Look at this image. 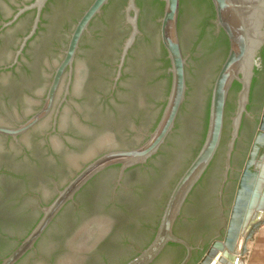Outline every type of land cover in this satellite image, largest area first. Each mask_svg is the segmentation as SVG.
<instances>
[{"label":"flooded vegetation","instance_id":"obj_1","mask_svg":"<svg viewBox=\"0 0 264 264\" xmlns=\"http://www.w3.org/2000/svg\"><path fill=\"white\" fill-rule=\"evenodd\" d=\"M32 1L0 0V27L19 7ZM45 8L36 34L12 67L5 68L14 63L16 50L30 31L35 10L24 13L11 26L0 30V127L17 128L42 108L55 70L64 56L75 22L69 18L66 27L57 15ZM90 29L91 33L81 40L71 81L69 83L67 68L49 113L16 136L0 133V262L34 227L41 216V207L51 202L74 176L71 149L81 150L90 142H99L107 130L127 143L105 149L94 159L108 150L133 148L142 143L138 142L139 138L146 139L154 129L157 120L148 131L141 128L142 123L150 120L147 112L129 110L127 82L121 81L112 88L119 53L115 57L106 46L91 44L96 28ZM182 47L189 62L194 52ZM95 56L103 62L106 59L110 65L105 68V62L102 65L91 62ZM79 59L83 61L81 64ZM138 105L141 107L140 101ZM247 108L250 115L243 117L222 198L219 186L224 163L217 189L191 199L176 224L178 234L196 247L188 264L199 257L197 264L206 250L225 234L226 219L230 216L242 169L264 113V46L256 60ZM159 158L153 156L145 164L128 168L121 179L118 165L96 175L15 264H104L108 258L123 255L132 246L135 254L124 256L115 264H124L137 256L149 244L150 237L145 242L140 240L139 228L141 223L150 226L152 205L134 206L133 195L136 190L144 191L150 175L159 165ZM168 177L157 183L151 198L159 195ZM209 181H213L212 176ZM87 232L91 233L90 237L81 241ZM185 254L184 246L168 244L150 264L158 261V264H179Z\"/></svg>","mask_w":264,"mask_h":264},{"label":"water","instance_id":"obj_2","mask_svg":"<svg viewBox=\"0 0 264 264\" xmlns=\"http://www.w3.org/2000/svg\"><path fill=\"white\" fill-rule=\"evenodd\" d=\"M49 1L33 0L30 3H25L17 9L11 19L2 23L0 30L11 26L24 13L35 10L30 31L22 38L15 53L14 63L5 68L12 67L19 61V56L38 30L42 12ZM109 1L93 0L73 26L67 47L64 50V56L55 70L42 108L17 128L0 127V133L16 136L28 130L49 113L55 93L67 68L69 69V83L71 81L74 61L83 36L91 33L92 21L102 14L104 6ZM163 1V14L157 19V22L160 23V30L156 34V52L153 57V65L155 67L154 77L156 83L167 84L168 78L162 77L164 73L162 56L167 52V58L170 61V67L168 68V74L171 75L170 91L167 97L163 93L156 95L153 99H150L151 97L148 99L146 96L140 97V106L146 108L150 116V120L141 125L143 131H148L151 125L155 123L162 110L163 102L166 100L156 127L147 134L146 139L143 137L139 138L138 142H142L141 144L133 148L108 150L94 159L92 158L105 149L125 146L127 143L119 141L112 130H107L101 135L99 142H90L81 150L71 149L70 152L73 155L72 174L74 172V176L58 190L51 202L41 207V216L34 227L0 264H15L24 254L31 250L64 207L74 201L77 193L96 175L109 167L118 165L119 179H121L128 168L145 164L150 158L155 156L167 142L169 135L174 131L178 115L186 100L187 78L191 83L194 81V61L190 58L188 62L189 57L184 53L181 43L179 33L181 0ZM211 1L215 10L214 23L216 26L207 23L206 31L217 34L222 29L229 40V51L215 81V73L212 72L207 79L208 87L201 94L202 104H204L208 100L209 89L212 86L206 136L198 153L172 188L154 238L137 256L124 264H150L169 243L180 244L186 249V254L179 264H188L192 259L196 247L187 239L176 234L174 227L182 214L189 194L203 177L220 147L224 130L226 103L234 82H238L241 87L237 95L236 110L231 117L230 138L227 141L222 181L219 186L220 199L229 179L232 169V155L236 141L240 136L242 120L244 115H250L247 105L250 99L256 60L261 47L264 46V0ZM193 5L194 9H197L196 4L194 3ZM210 11L212 12L211 9ZM210 11L207 13L208 16L211 13ZM123 12L125 14V24L130 26V32L121 46V51L115 64L116 73L113 77V89L117 87L118 81L123 75L130 50L135 45L138 37L143 35L139 25L140 7L137 0H127ZM199 22L200 19H198V25ZM200 29V27H195L194 30L193 28L190 30L189 26H183V40L186 51H190L194 40H197L199 36ZM201 54L202 46L200 45L194 55L198 57ZM82 62V59H79V64ZM108 74H111L110 69ZM69 83L66 93L69 92ZM191 155L192 148L189 147L182 163L171 175L165 187H170L172 180ZM90 159L92 160L85 165V162ZM162 207L160 205L158 208V217ZM226 221L225 234L222 239L215 241L197 264H243V256L248 250V241L252 238L255 230L264 224V113L259 123V132L254 138L245 167L242 169L230 216ZM155 222L154 219L148 227L146 238L152 235ZM90 235L91 233L87 232L81 238V241H85ZM135 252L134 246L129 247L123 255L108 258L104 264H115L124 256H132Z\"/></svg>","mask_w":264,"mask_h":264},{"label":"trees","instance_id":"obj_3","mask_svg":"<svg viewBox=\"0 0 264 264\" xmlns=\"http://www.w3.org/2000/svg\"><path fill=\"white\" fill-rule=\"evenodd\" d=\"M92 1L93 0H50L46 5L45 10H49L55 16L57 15L60 22H63L67 27L69 18H71L73 22L76 23L83 14L84 10L90 5ZM193 2L196 4L197 9H194ZM126 3L127 0H110L109 3L104 6L102 14L96 17L91 23V28L98 27L96 28L95 37L92 39L91 44L96 46H106L108 48L107 51L110 52V54H113L115 57L116 53H120L121 46L130 32V26L125 24V14L123 12ZM137 3L140 7L139 25L143 35L138 37L135 45L130 50L123 70V75L118 84H120L121 81L128 83V87L126 88V92L128 94V108L129 110L131 108V111L134 110L143 114L144 112H147V109L139 107L138 104L140 97L146 96L148 99L150 97V99H153V97L161 93L165 94L167 97L171 86V75L168 74L170 61L167 58L166 52V54L162 56V61L164 64V73L162 77L168 78V83L157 84L154 77L155 67L153 65V57L156 52V34L160 30V23L157 22V19H159L163 14L164 1L137 0ZM208 11L211 12L209 16L207 14ZM200 13L201 15H199ZM198 19H200L199 25ZM214 19L215 10L211 0H181L179 15V33L181 43L184 45V25L189 26L190 30L192 28L194 30L195 27H200L201 29L199 36L197 37V40H194L190 51L195 53L198 46L201 45L202 54L198 57L195 55L191 57L194 61V81L191 83L187 78L188 89L186 100L178 115L174 131L169 135L167 142L162 146V149H160L159 152L154 156L160 157L158 159L159 165L155 167L154 173L150 175L148 183L144 187V191L141 192L136 190L133 195L134 206L139 207L140 205H146L149 203L152 205L151 222L155 219L156 224L153 234L149 236L150 238L148 237L149 240L147 243L149 244L155 236L163 209L168 200L170 192L172 191V188L198 153L206 136L209 122L212 86L209 89L208 100L204 104H202L201 94L205 91V88L208 87L207 79L209 75L212 74V72L215 73V81L216 76L229 51V40L226 33L222 29L217 34L208 33L206 31L207 23L216 26ZM92 61L97 65H102L105 62L103 64L105 68L110 65L108 62H106V59H104L103 62L101 58L96 56L92 58L91 62ZM239 88L240 85L235 82L230 90V98L227 101L225 109V126L220 147L203 177L192 189L185 202V205L191 199L200 198V195L203 193L217 189V180L220 178V174L223 169L225 152L227 149L226 143L230 138V117L233 115L236 94ZM165 104L166 100L163 102L162 110L157 117L154 128L160 120ZM189 147L192 148V155L188 158L184 166L179 170L176 177L172 180L170 187H165V185L156 198H151V194L157 183L164 181L168 176L167 182L170 180L171 175L179 167L180 163H182V160L184 159ZM211 176L213 178L212 182L209 181ZM85 186L77 193V195L81 194ZM160 205L163 207L161 208L158 217L157 212ZM61 212L59 214L60 216ZM134 219L140 221V218L135 216ZM179 220L180 217L176 221V224ZM176 224L174 231L176 234H178ZM139 231L141 233L140 240L142 238L143 241H146V239H148L146 238L148 235V227L146 224L144 225L141 223ZM178 235L181 236L180 234ZM198 260L199 257H196L192 264H195Z\"/></svg>","mask_w":264,"mask_h":264},{"label":"crops","instance_id":"obj_4","mask_svg":"<svg viewBox=\"0 0 264 264\" xmlns=\"http://www.w3.org/2000/svg\"><path fill=\"white\" fill-rule=\"evenodd\" d=\"M243 257V264H264V224L255 230Z\"/></svg>","mask_w":264,"mask_h":264}]
</instances>
